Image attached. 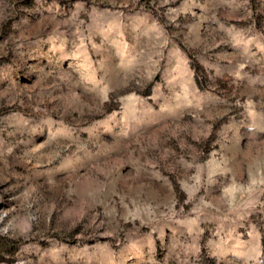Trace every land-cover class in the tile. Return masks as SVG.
I'll list each match as a JSON object with an SVG mask.
<instances>
[{"label": "rangeland", "instance_id": "rangeland-1", "mask_svg": "<svg viewBox=\"0 0 264 264\" xmlns=\"http://www.w3.org/2000/svg\"><path fill=\"white\" fill-rule=\"evenodd\" d=\"M0 264H264V0H0Z\"/></svg>", "mask_w": 264, "mask_h": 264}]
</instances>
